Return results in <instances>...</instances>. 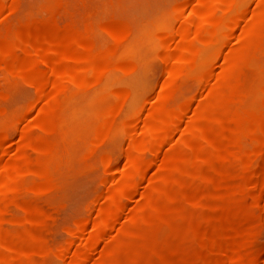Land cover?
Listing matches in <instances>:
<instances>
[{
	"label": "bare ground",
	"instance_id": "bare-ground-1",
	"mask_svg": "<svg viewBox=\"0 0 264 264\" xmlns=\"http://www.w3.org/2000/svg\"><path fill=\"white\" fill-rule=\"evenodd\" d=\"M193 1L194 4L191 8L188 7L187 13L183 10L192 2L185 1L182 6L176 8L177 16L181 15L178 26L174 30H165L162 33L166 78L161 86L166 87L163 89L165 91L168 89L167 92L164 91L163 95L156 98L157 105L148 110L141 121L132 119L133 121L127 120L120 125L115 123L111 116V122L97 129L106 138L117 136L120 130L126 127L129 128L130 136L138 132L141 134L139 139L127 143L128 147L122 155L124 166L111 172L117 180L113 179L111 184L108 183L109 179L108 182L105 181L111 186H108L103 197L104 203L99 205L103 198L97 202L99 207H96L95 213L98 215L95 216L98 219L90 224L88 217L82 218L71 228V239H67L68 241L61 246L57 244L59 247L54 248L45 238L46 235L42 236L39 231L40 229L44 231L50 224L48 223L51 220L50 215H46L42 209L46 203L42 206H31L23 201V197L26 192L34 195L47 193L51 187L57 185L55 170L59 167L61 158H66L63 164L71 162L68 161L69 144H62L64 146L62 147L52 137L54 125L66 114L69 116L66 131L68 141L74 143L78 138L83 139L87 119L85 113H82L85 108L83 106L98 94L106 78L118 72L127 73L132 70L133 62L118 56V52L127 41L129 28L126 29L124 24L118 21L98 27L89 10L90 14L85 16L84 21L76 23L78 21L75 20L76 17L70 19L73 16L71 0L46 2L42 6L44 15L39 14L41 17L37 19L38 26L33 31L29 28L30 23H21L18 27L14 25L17 28L7 27L4 26V19L14 14L16 6L14 3L0 0V264H37L36 258L41 259L50 254L64 259L62 264H88L94 253L98 256L99 250L101 252L104 250L105 257L102 259L99 252V259L96 260L94 257L96 261L92 260L95 261L91 262L92 264L106 262L148 264L150 258L154 256H161L206 238L208 236L206 230L212 227L216 220L239 216L229 208L223 209L215 220L210 219L206 223H200V226L191 225L177 233L164 235L163 228L176 222L187 206L202 207L209 199L233 196L245 189L254 191L264 189V78L257 82L260 78L258 77L255 81L257 84L246 92H240L242 89L236 91V88L245 86L247 71L257 66L258 73L264 68V1L258 2V6L254 5L257 9L255 8L253 13L250 10L246 20L243 10L246 6L245 4L242 6L244 0ZM72 3L74 7L77 2L75 0ZM77 6L78 3L76 9ZM70 7L71 10H68L72 12L69 15L72 16L69 17L67 8ZM82 10L84 11V7ZM13 20H10L11 23ZM237 28L240 31L237 30L240 38L236 32L235 41H232L231 45H234L233 42L236 44L238 38L243 46H240V49L228 48L221 59V67L217 68L219 71L214 70L218 73L209 71L207 63L202 64L204 57L206 54L216 55L225 40L231 38ZM103 30L111 38V43L106 42L108 44L104 46L99 41L100 31ZM29 35L48 39L44 44L37 45L27 38ZM7 75L33 84L38 97L35 102L39 100L40 104L42 103L40 108L36 107L37 113L35 111L39 119L35 121L36 114L30 113L29 117L34 116V119L23 127L21 125L20 131L16 129L20 132L18 145L16 146L13 140L14 144L8 143L16 147L13 146L15 149L13 152L18 164L10 162L7 158L6 141H10L13 132L12 116L6 104L11 96L4 84ZM252 76L254 75H251V78ZM201 78L203 83L198 85L205 90L203 93L205 97H210V101L203 106L198 105V98L185 100L184 94V90L186 91L191 82ZM126 91L118 93L116 101L111 105H104L101 110L105 109L107 113H124ZM200 97V100L204 99V95ZM234 102L238 104L236 108L232 107ZM31 107H28L30 111L34 106ZM90 110L94 112L95 108L91 107ZM34 128L39 131L36 136L33 135L34 132L32 133ZM176 131V142L173 144L170 138ZM93 139L94 135L92 142ZM105 140L109 141V138ZM167 146H170L168 149L178 147L184 150V153L181 154L180 150L179 155H173L171 150L163 149ZM94 147L96 148L95 144ZM99 163L104 167H110L113 155L108 152L102 154ZM150 169L151 175L147 173ZM236 169H241V174L237 175ZM27 178L34 179V182L27 183ZM233 178L236 179V183L230 184L235 181H231ZM134 196L142 197L144 203L142 204L141 198L139 199L141 202L135 198L141 206L135 205V209L128 206L131 210L130 218L127 219L128 225H119L126 201L133 199ZM256 204L254 206H257ZM13 208L20 209L24 215L13 222L12 228H8L5 223L8 222V216ZM32 213H37V217L27 216ZM115 232L116 235H113ZM259 234L261 233H256V236ZM227 239L223 244L210 245L206 252L203 251L202 255L194 259H188L186 264H210L217 254L223 253L225 256L238 247L252 245L254 242L250 238H232L233 240L229 238L230 241ZM101 243L106 246L100 249ZM207 243L205 242L206 245ZM26 246L30 249H26ZM134 256L136 259L130 262ZM165 264L178 262L171 261Z\"/></svg>",
	"mask_w": 264,
	"mask_h": 264
},
{
	"label": "rangeland",
	"instance_id": "rangeland-1",
	"mask_svg": "<svg viewBox=\"0 0 264 264\" xmlns=\"http://www.w3.org/2000/svg\"><path fill=\"white\" fill-rule=\"evenodd\" d=\"M4 1H6L7 3H14V5L16 6L14 14L13 13L10 14V16H12V17H10L9 15H8L9 17L8 16L5 17L4 26H7V27L11 26V27L15 28L16 26L18 27V25H20L21 23H28V24L30 23L29 28L33 31L38 26L37 19H39L41 16L44 15V13L42 12V6L44 4H46V2L48 0H4ZM50 1L51 0H49L48 2H50ZM80 1H82V2L84 1L83 2L84 4L82 2L79 3ZM115 1L116 2L119 1V2L116 3ZM185 1H189V3L192 2L191 4L188 3L189 5L186 6V10L185 9L183 10L184 13H187L189 8H191L192 4H194L193 0H98V1L97 0H89V1L76 0V2L78 3V6H79V4H82L79 6V7L82 6L81 9L78 6L76 9L75 6L77 3H75L74 4L75 6L73 7L72 2H75V0L74 1L71 0V2H70L72 4L71 7L75 10L72 9V11L74 12L73 13L72 11H69V10H71V7L67 8V11H68L67 16H69V17L72 16V15H69L70 12H72L73 16L74 15L75 16L70 17V19L72 20V19H75V17H76L75 20H78V21H76V23L80 22V21H84L85 16L89 15L91 13L90 16L93 18V20H95L96 25L98 24L97 25L98 27H102V26L108 24L109 22L111 23L114 21H118L121 24H124L126 29L129 28L128 32H127V34H128L127 41L121 47L120 52H118L119 53L118 56L121 59H125V60L128 59V60L132 61L133 62V68L131 71H129L127 73L118 72L116 75L106 78L107 80L105 79V83L103 82V84L100 87V91L98 92L99 95L97 94L95 97L91 98L90 101L88 102V104H86V106L85 105L83 106V108L84 107L85 108L82 111V113L83 114L85 113L84 115H86V117H87L86 128H84L85 131L83 133L85 136L83 135L84 136L83 139L78 138L79 140L77 139L76 140L77 142L75 141L74 143L73 142L70 143L68 141V138H66L68 136V132H66V131H68L69 116H67L66 114H64V116L62 117L60 122H57L56 125H54V127H53V133H52L53 139L55 141L59 142L60 145L69 144L70 153H69V160L68 161H71V162H66L67 165H66V163L63 164L64 161L66 160V158L65 157L63 159L61 158V161L59 162V167L57 168V170H55V174L57 177V185L51 187V189L48 190L47 193L41 194V195L40 194L34 195V193L26 192L24 197H23V201L25 203H27L28 205H31V206H36V205L42 206L43 204L46 203L45 205L42 206V209L46 215L47 214L50 215L51 220H49V222H48L50 224L46 227L47 229L45 228L44 231L42 229H40L39 231H41L40 233L42 234V236L46 235L45 238L49 241L50 246L53 245L52 247L57 248V247L65 244L64 242L71 239V233H70L71 228H73V226L77 222H79L82 218L88 217L89 219L88 218L87 219L90 221V224L98 219V218H96V216L98 214L95 213L96 207L97 208L99 207L97 202L101 201V199L104 197L106 191L111 186L109 184H111L113 182V179H116V177H113V175H112L113 173H111V172L113 171V169L122 168L124 166V157L122 155H124V153L128 147V144L130 143V140L139 139L140 138L139 136H141V134L138 132L137 134H133L132 136H130L129 128L126 127L127 129L122 128L120 130L119 134H117V136L113 135L114 137H116V140L112 136V137H108L109 138V141H108V140H105L108 138H106L105 135H102L101 131L100 132L97 131V129H100V127L103 124L111 122L112 120L115 121V123H118L120 125L122 122L127 121V120L133 121L132 119H134V121H136L135 119H137L138 121H141L143 119V117L146 116L145 113L149 112L151 110V108H153L157 105L156 103H158V101L156 98H158V96L160 97L161 95H163V92L165 91L164 89L166 88V87H163L164 88L163 89L161 86L162 81L166 78L165 64H164V60H163L164 46H163V41H162V39H163L162 33L165 30L176 29V27L178 26V24L180 22L179 19H181V15H180V17L177 16V13L175 12V10L177 7L182 6V4ZM260 1L261 0H247V1L244 0L245 3L243 2L242 6L244 7V4L246 6L243 9V10H245V20H246V17L248 18V14L250 15V10L253 13L257 9V6L259 5L257 3L258 2L261 3L264 0H262L261 2ZM85 2H89V3L87 4ZM90 4H92L91 8H90ZM102 4H104V5H102ZM255 4H257V6H255L256 9L254 8ZM86 5L88 6V8H86ZM94 5H96L97 7ZM38 6H39V8H38ZM40 6H41V8H40ZM92 6H93V8H92ZM67 7H69V5ZM83 7H84V11L82 10ZM246 8H247V10H246ZM88 10H89V12L90 11L91 12L88 13ZM93 11H95L96 13ZM246 11H247V13H246ZM86 12H87V14H85ZM92 15H94V16H92ZM9 18H10V20L14 19L12 21V23L9 20ZM75 20H73V21H75ZM8 21H10L9 24H8ZM14 25H16V26H14ZM237 30L239 31L238 28L234 30L235 34L233 32V34H232L233 37L231 36V38L229 37L225 40V43L227 42V44L224 43V45L222 46V48H220V50L217 52L216 55L207 56V54H206V56L203 59L202 64L207 63L206 65H207V67H208L207 69L209 71H211L213 73H218L215 71L218 68V66L221 67V65H220L222 63L221 59L223 57L224 52L228 48H229V50H230V48L231 49H240L243 46L242 42L238 39V38H240L239 37L240 31L238 32ZM236 32H238L237 33V35H238L237 40L238 41L236 42V44H235V42H233L234 45H231V42L235 41L234 37H236ZM100 33L101 34L99 35V41H100L101 45L104 46V45H107L109 42L111 43V38L109 37V35L107 33H105L104 30L100 31ZM27 38L37 45L44 44L46 42L45 40L48 39L47 37H34L31 35H29ZM108 38H109V40H108ZM229 39L230 40L232 39V40L230 41ZM128 40H129V42H128ZM106 42H108V43H106ZM228 43H229L230 47L228 46ZM225 53H227V51ZM204 62H206V63H204ZM256 69H257V66L253 67L250 71H247L245 73L247 76L246 80L248 82L246 81L245 86L236 88L237 90L236 89L235 90L237 92H238V89H239V91L242 89L240 92H246L248 89H250V87L254 86V84L256 85L257 82L260 81V79L264 78V68H263V71L258 72V73L256 72ZM260 73H261V76H260ZM251 75H254V76H252L254 81L251 78ZM9 76L10 75L6 76V77H8V79L5 77L4 84L6 86L5 88H7V93L9 94V96L11 95L9 97V100L6 102V104L9 108L10 114L12 116L11 132L12 131L13 132L10 135L11 136V138H9L10 141H6V143H7L6 146L8 148L7 158H8V160H10V162L12 161L13 163L18 164V161H16V159L14 158L15 149L13 148V146H14L13 144L15 142V145L16 146L18 145L17 142L20 141L18 134H20L19 131L21 129L20 128L21 125L23 127L24 124L27 125L29 122H31V120L34 119L33 118L34 116H31V118H32L31 119L29 117V115H31L32 113H34L33 115H35L38 111L36 109L38 107L40 108L42 106L41 105L42 103L40 104L39 100L37 101L39 103L35 102L38 99V97H37V94H35L37 92L34 89L35 87L32 86L33 84H31L27 81L25 82L24 80H22L18 77H15V76L9 77ZM258 77H260L259 80H258ZM202 80L203 79L201 78L198 81H193L190 83V85L188 87H186V91L184 90L185 100L191 101L192 97L194 98L193 100H195V98L197 100V98H198V100H199L198 105L199 106L206 105L210 101V97L207 98V97H205V94H203L205 92V90L203 91L201 89V85H198L200 83L201 84L203 83ZM249 80L250 81L252 80L251 81L252 83ZM5 81H7V82H5ZM255 81H257V82H255ZM250 84H251V86H250ZM124 90H127L125 93V97H126L127 101H126V105L123 108L125 110L124 113H120V114L119 113L116 114L114 112L107 113L104 108H103L104 110H101V108L104 105H111L113 102H115L116 96L118 95V93H123ZM167 90L168 89H166L165 92H167ZM34 95H35V97H34ZM198 95H199V97H198ZM201 95L202 96L204 95L203 98L205 100L204 99L200 100ZM30 98H32V99H30ZM94 98H95V101H94ZM100 98L102 100H100ZM189 98L191 100H189ZM96 100H98L97 103H96ZM202 101L204 104L202 103ZM33 103H34V105H32ZM234 103H232V107L236 108L238 106V104H237V102L235 104ZM29 106L30 107L34 106L32 111H30L31 109L28 108ZM91 107L95 108L94 112H91V110H90ZM14 111H17V113L16 112L14 113ZM35 111H36V113H35ZM12 113H14V114H12ZM114 114H116L118 116V118H117V116L115 117ZM111 116L113 117L112 120H110ZM36 117H37V119H36ZM29 118H30V120H29ZM99 118L101 120L103 119L102 120L103 122ZM116 118H117V120L119 119V121H117ZM38 119H39L38 114H36L35 115V121ZM96 119H97V122H96ZM24 121H26V122H24ZM91 121L93 124H91ZM13 122H15V124H13ZM13 125L14 126L16 125L17 127H14ZM181 125H180V127L184 126V125L183 126H181ZM16 129L19 131H17ZM33 130H35V131H33ZM33 130H32V133L34 132L33 133L34 136L39 134V131L37 128H34ZM87 131H89V132L87 133ZM61 133H63V134H61ZM93 135H94V139H93L94 142L91 141ZM172 135H171L170 139L172 140V143L174 144L176 142L175 137H177V131L175 133L173 132ZM17 138H19V140ZM89 141H91V142H89ZM101 141L103 142V144ZM9 142H13V144L12 143L8 144ZM97 143H99V144L97 145ZM94 144H95L96 148L98 149L97 153H96V148L94 147ZM63 145H62V147H64ZM169 147L170 146H167V148H163V149L167 150ZM91 148H93V149H91ZM94 148H95V150H94ZM172 148H174V149H172ZM172 148H170L168 150H171L170 152L173 155H179L180 153L182 154V152L184 153V150H182L178 147H172ZM92 150L94 151L93 153H92ZM172 150H174V151H172ZM180 150H182V151H180ZM105 151L108 153H111L113 155V163L110 167H104L99 163V158L102 154L106 153ZM123 151H124V153H123ZM179 151H180V153H179ZM174 152H176V153H174ZM71 155H73V156H71ZM76 155H77V158H76ZM96 155H98V156H96ZM94 156H96L97 158ZM94 158H95V160H94ZM85 161H86V163H85ZM83 162H84V164H83ZM94 162H95V164H94ZM118 163H119V166H118ZM65 165L67 167H65ZM62 166H63V168H61ZM78 166H80V167H78ZM91 166L93 168L95 167L94 168L95 170L92 169ZM77 167H78V170H77ZM66 168H70L69 170H71V171L67 170ZM241 172H242L241 169L235 170V173L237 175L241 174ZM109 173H110V175H109ZM147 173L149 175H151L152 170L151 169L148 170ZM108 179L111 182L110 181L108 182ZM116 180H114V181H116ZM233 180H235V181H233ZM32 181L34 182V179L32 180V178L26 179L27 183L28 182L30 183ZM105 181L108 182L109 184L105 183ZM231 181H233V183ZM231 181H229V183L231 182L230 184L236 183V179H234V178L231 179ZM31 194H32V196H31ZM253 197H258L259 199L253 198ZM135 198H137V197L134 196L133 199L128 200V202H130V203H128L126 201V207L127 208L125 207V210H124L123 214L121 215V217L122 216L123 217L119 218V225H121V224L128 225L129 221L127 222V219L129 220L130 213H131V210L129 209V207L131 209L132 208L135 209V205L137 207L141 206V203H139V204L137 203V199L139 201V199L141 198L142 204L144 203V201L142 200L143 199L142 197H140V198L138 197L137 199H135ZM258 200L260 202H258ZM141 201H139V202H141ZM254 201H255V203H254ZM96 203H97V206H96ZM103 203H104V198L100 202L99 205H101ZM256 203H259V204H256ZM262 203H264V189H261L259 191H254L252 189H245V190H242L233 196H225L222 199H214L213 198V199L206 200L202 207L187 206L185 209L182 210V212L180 213V216L176 222L172 223L170 226H166L165 228H163L164 232L162 231V233L164 235H168L169 233H172V232L177 233L179 231H182V230L188 228L191 225L192 226H200V223L201 224L206 223L210 219H211V221H212V219L215 220L217 215H219V213L223 209L229 208L233 212L237 213L239 216L233 217V219L229 218V219H224V220H216L215 224L212 227H210L208 230H206L207 235H208L206 238H203L198 243L193 242L191 245L185 246L183 248L182 247L176 248V249H174L175 251L172 250L170 252H167L168 254L164 253L161 256H154V257L150 258L148 264H165V263H170L171 261L172 262L174 261L175 263L178 262V264H186V261L188 259H191V258L194 259V258L202 255V253L206 252L208 247H210V245L223 244L226 241V238H228L227 241H230V239L233 240L232 238H234V239H240V238L249 239L250 238V239H253L254 242L252 245L251 244L245 245L246 247L245 246L238 247L237 250L235 249L234 251L227 253L228 255L225 254V256L223 255V253H222V255H221V253H219L216 255L215 259L210 264H264V209H263L264 205ZM255 204L257 206H254ZM127 209H129V210H127ZM53 211H54V213H52ZM89 213L91 216L89 215ZM23 215L24 214L22 213V211L20 209L13 208L12 212L10 213V216H8V222L5 223V226H8V228H12L13 222L16 221L18 218H20ZM30 215H31V217L35 218V217H37L38 214L37 213L27 214V216H29V217H30ZM247 216H248V218H247ZM11 217H12V219H11ZM94 217H95V219H94ZM92 218H93V220H92ZM10 220H12L11 223H10ZM202 228H203V226H202ZM210 230H211V232H210ZM45 231L48 232V234ZM258 232L261 234L256 236V233L258 234ZM116 233L117 232H115L113 235H116ZM236 233H238V234H236ZM240 235H242L243 237L242 236L240 237ZM214 236H216V237H214ZM247 236H248V238H247ZM208 237L211 241L208 239ZM238 237H240V238H238ZM256 237H258V238H256ZM255 238H256L257 242H255L256 241ZM205 242L206 243L208 242L207 245L205 244ZM209 243H212V244H209ZM57 244L59 246H57ZM101 244H100V249L104 248L106 246L104 243L102 245ZM257 244H258V247H257ZM25 248L30 249L29 246H26ZM99 252H101V250H99ZM99 252H98V256H99ZM95 254H97V253H94L93 256L90 257V259L95 260V258H97L96 260H98L99 257L95 256ZM101 254H102V259H103L105 257V255L103 256L104 250H103V252L100 253V257H101ZM189 255H191V256H189ZM46 257H42L41 259L36 258L35 263L42 264V261H43V264L44 263L45 264H62L64 261V259H62L61 257H58L57 255H54V254H50ZM133 259L135 260L136 257L135 256L132 257L130 259V262H132ZM92 260H89L88 264L89 263L92 264L91 262L96 261V260L95 261H92ZM176 260H177V262H176ZM106 263H108V262H106Z\"/></svg>",
	"mask_w": 264,
	"mask_h": 264
}]
</instances>
